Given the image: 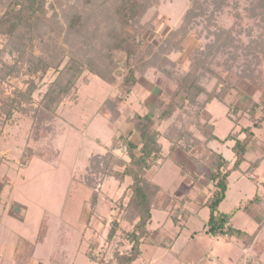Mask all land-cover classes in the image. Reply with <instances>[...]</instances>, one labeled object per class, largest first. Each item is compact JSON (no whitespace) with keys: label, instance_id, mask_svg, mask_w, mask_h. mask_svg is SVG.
<instances>
[{"label":"trees","instance_id":"16d2710c","mask_svg":"<svg viewBox=\"0 0 264 264\" xmlns=\"http://www.w3.org/2000/svg\"><path fill=\"white\" fill-rule=\"evenodd\" d=\"M150 1H79L69 14H62L66 27L64 29L59 22V11L56 10L55 4L48 3L47 0H0V38L7 42L0 49V119L4 116L3 120H10L15 114L28 118L32 121L31 129L35 139H48L49 143H52L59 133L56 113L62 99L71 93L75 106L80 86L78 82L88 86L89 76L97 77L112 88L118 86L123 93V97L109 96L102 103V115L111 124L120 117V107L125 98L146 74L152 73L161 79H167L173 87L157 117L132 113L128 118L133 132L139 137L138 143L118 137V142L105 154L90 156L84 170L71 178V183L79 185L89 193L86 201L90 209L89 217L96 209L99 185L105 178H112L119 185L130 180L117 200L118 212L110 221L107 234V240L110 242L116 235H120L130 248L125 253L115 249L110 264H132L141 254L140 246L148 235L151 212L158 207L157 201L161 195L160 187L148 178L147 172L165 160L159 142L162 138L170 143V153L179 149L186 154H190L198 146L206 148L212 141L233 142L232 165L220 153L208 150V157L196 160L197 176L206 178L213 185L204 203V207L210 212L206 234L211 237L248 239L243 232L230 225L229 216L219 213L218 207L225 198L229 175L240 170L253 137V128H258L264 122V116L255 118L258 106L254 103L247 111L252 121L251 126L242 127L238 134H229L224 139L214 135L215 127L208 123L206 108L213 101L224 102V96L220 94L225 93L226 88L218 93L207 92L200 82L207 69L205 58L210 57V54L197 51L191 56L189 66L182 73L175 70L176 63L169 59L170 54L181 50L180 43H173L172 46L163 40L157 44L144 43L145 26L141 25L140 20L149 8ZM254 1H250L246 11L251 12L250 15L253 14L254 17V12L259 10L260 14L256 16L264 18V0ZM204 2L194 4L195 8L187 11L185 20L192 18L196 12H207V0ZM211 2L214 7L212 9L217 11L229 5V0ZM186 28L181 26L173 35L182 39L188 34ZM215 34L217 40L221 41H216L213 47L231 48L234 39L229 31L218 30ZM70 37L76 38L75 42L78 43H69ZM254 47H258L257 42H251L244 48L243 56L246 60L250 55L253 58L247 61L246 68H249V72L242 78L256 93H261L263 89L260 81H264V77L262 70L258 68L261 63L259 54H263V48L253 50ZM119 54L123 56L122 68H119L116 60ZM5 55L15 56L13 62H3L1 57ZM51 71L56 74V78L48 85L45 95L36 105L31 96L38 84L28 78L34 77L39 82ZM116 71H121L119 78L116 77ZM20 78L28 83L27 88L14 89L13 97L5 95L3 85L9 80ZM200 96L205 97L204 100L199 101ZM229 106L230 115L238 112L236 107ZM190 109L193 110L192 113L189 112ZM176 112L178 116L181 113L183 117L188 118V122L180 128L173 124L165 133L161 132L157 128L158 125L172 118ZM235 122L236 125L239 124L238 120ZM195 132L202 139H199ZM241 135L243 137L239 138ZM119 148L124 150L123 157L114 154ZM57 155V152L50 149L43 152L29 150L22 162L25 165L34 156L44 161H52ZM257 199L258 197H254L251 202ZM122 223L130 227V230H125ZM43 228L44 224L40 228L39 236H42ZM88 255L91 257L90 253Z\"/></svg>","mask_w":264,"mask_h":264},{"label":"rangeland","instance_id":"374dc122","mask_svg":"<svg viewBox=\"0 0 264 264\" xmlns=\"http://www.w3.org/2000/svg\"><path fill=\"white\" fill-rule=\"evenodd\" d=\"M79 1L83 3L85 0H47L48 3L55 4L56 10L59 11V22L64 29L66 27L62 14H69ZM100 1L106 3L108 0ZM211 1L207 0L206 2L207 12L202 14L196 12L192 18L185 20L187 11L198 3H205L204 0H151L149 8L145 11L140 22L141 25L145 26L144 43L157 44L161 40L168 41L171 46L173 43H180L181 50L169 55V59L176 63L175 70L178 72L183 73L187 69L191 56L197 51H199L198 53L207 54L208 52L210 54V57L205 58L207 59L205 65L207 69L200 82L207 92L218 93L226 88V92L220 94L224 96L225 102L213 101L206 108L207 116L212 120L209 121L215 126L214 135L219 139H224L229 134H238L240 128L252 125L247 111L254 103L258 106L255 118L264 116V81H260L263 91L256 93L242 78L249 72V68H246L247 61L253 58L250 55L247 56L248 60H246L243 56L245 46L251 42L258 43V47H254L253 50H257L259 47L263 48V54H259L261 63L258 69L262 70L264 77V18L256 16L260 14L258 13L259 10L254 12V17L253 14L250 15L251 12L246 11L252 0H229L228 7L224 6L219 11L212 9L214 7ZM181 26L182 28L186 26L188 31V34L182 39L173 35L176 33L175 30ZM218 30L231 33V38L234 39L231 48L213 47L216 41H221L216 38L215 33ZM75 41L76 38L70 37L69 43H78ZM5 44H7L5 39L0 38V49ZM14 57L5 55L1 57V60L10 64ZM116 60L119 68H122L123 56L117 55ZM120 72H115L117 78L120 77ZM27 78L25 77V79ZM55 78L56 74L52 71L39 82L34 77L28 78L38 84V88L31 96L36 105L40 103L48 85ZM89 79L88 86H83L81 81L78 82L80 86L75 106H73L74 100L70 95L71 93L62 99V104L56 113L60 133L52 140V143H49L48 139H35V134L31 129L32 121L20 114H15L10 120H3L4 116H1L0 119V162L3 161L0 164V174L5 171L7 177L15 181L13 187L7 185L4 193L0 195V237L3 235L14 237V235L21 233L25 234L26 238H31L37 233L39 225L43 221L42 223L46 225L47 230L49 228L50 235L64 233L71 241L73 240L70 243L72 249L75 248V244L78 247L81 245L80 250L82 252L77 256V259L82 264H89L84 250H86L91 236L104 241L100 251L107 250L109 247L112 250H119L122 247L121 249L124 251V246L127 243L120 235H117L108 246L105 245L106 240L104 239L109 231V220H112L118 212L117 200L130 183V180H126L123 185H119L112 178H105L99 185L98 207L86 226L90 209L89 204H85V201H87L89 193L86 189L85 191L81 189L79 185L71 184V178L83 170L89 156L104 153L105 148L111 146L112 138L118 142L117 135L114 136L117 130L102 115L101 106L109 96L123 97L118 86L112 88L95 76H89ZM161 83V91L167 99L171 95L173 87L167 79H162ZM3 86L4 94L13 97L14 89L25 90L28 83L20 78L9 80ZM132 94L124 102L121 109L122 118L118 121V126H122V120L129 114V107H135L137 111L138 109L142 111L141 105L145 101L144 97L141 95L140 100H138ZM198 98L199 101H202L205 97L200 96ZM163 105L154 117L158 116L164 107ZM229 105H234L241 111L238 114L237 112L231 114L233 119L228 116ZM145 106L147 107V103ZM188 108L186 111L189 110ZM189 112L192 113L193 110L190 109ZM180 115L182 121L179 120ZM180 115L178 116L176 112L172 118L167 120V125L159 124L157 128L163 133L173 124L180 128L188 122V118L183 117L181 113ZM235 120L239 122L237 127H235ZM234 128L236 129L234 130ZM253 132L256 140L259 143H264V122L258 128H253ZM195 134L198 135L197 132ZM229 143L223 144L219 141H212L209 143V148L216 153H221L224 158L229 160L233 156L227 148ZM7 149L11 153L6 157L4 152ZM49 149L58 154L52 161H44L34 156L23 166L22 158L28 155L29 150L43 152ZM114 154L121 157L124 151L118 149L115 150ZM256 157V154L248 153L246 162L241 165L242 169L247 170L248 164L254 161ZM155 172L150 178L164 191V195L176 196V198L186 195L189 183L183 177L178 176L179 170L170 161H166L160 171L155 169ZM258 179L256 184L246 177L243 179L245 181L242 179L241 181L246 182L250 189L259 188L258 193L261 194L260 191L264 189L260 184L262 183L261 178ZM241 181L237 182L236 185H241ZM231 194L232 192H229L228 202H230ZM165 217L166 215L162 211H153L149 230L156 232ZM179 224L181 221L175 223L171 221L165 226V229L168 233L174 231L180 234ZM59 225L60 229L58 230ZM196 225H198L197 221L192 219L189 226L195 227ZM122 226L125 230H130V227L125 223H122ZM85 227L86 231L83 230ZM187 230L189 229L184 228L180 235L181 239ZM46 234H48L47 231ZM82 235H84L83 238ZM189 248L186 247L185 253L191 254L193 249ZM158 252L160 251L158 250ZM182 260L184 257L183 259L181 257ZM204 260H202V264H205L204 262L208 264V260ZM259 261L264 264V256L260 257ZM255 262L256 259L254 258L252 264ZM238 264H243L242 258Z\"/></svg>","mask_w":264,"mask_h":264},{"label":"crops","instance_id":"0c3cea01","mask_svg":"<svg viewBox=\"0 0 264 264\" xmlns=\"http://www.w3.org/2000/svg\"><path fill=\"white\" fill-rule=\"evenodd\" d=\"M161 81L162 79L160 77L152 73H148L139 79L133 89L134 92L132 91L133 94H131L138 100H140L141 95L144 97L145 101L141 105L142 111L138 109V112L135 107H129V114H127L122 120V126H118V121L122 118L121 109L125 101L122 103L120 107V117L114 124L109 123L117 130L114 135H117V139L118 137H122L130 139L134 143L139 142V137L133 132L132 124L129 123L128 118L132 113L139 115L148 114L149 116L154 117L160 107L164 104L165 100L164 94L161 91ZM131 94L129 96H131ZM146 103L147 107L145 106ZM237 111V114L241 112L238 108ZM228 116L231 118L229 111ZM208 118L211 120L209 116ZM166 122L161 123V125H167ZM208 123L213 125L210 121ZM235 127H237V125ZM235 129L236 128H234V130ZM57 130L60 133L58 125ZM254 135L251 138L243 163L246 162V155L250 152L256 154L257 157L254 161H251L248 164L249 166L247 170H243L240 166L239 171L232 172L229 175L225 198L218 207L219 213L229 216L230 225L234 229L243 232L248 239H238L236 237L228 236L211 237L206 234V223L209 219L210 212L206 207H204V203L209 197L213 185L206 178L197 176L196 160L209 156L208 150L212 151V149L209 148V143L206 148L201 146L194 148L190 154H186L179 149H175L172 153H170V143L162 138L159 142L162 147L165 160L163 162H159L155 167L151 168L147 172L148 178L151 180L150 176L157 172H155V169L160 171V168L165 165V162L170 161L171 164L175 165L179 170L178 176L186 179L189 186L187 187L186 195L180 198H176V196L164 195V191L160 188L161 195L157 201L158 207L152 210V212L160 210L166 215V217L163 220L162 225L160 226L159 224V229H156V232L149 230L151 225L150 223L148 226V235L140 246L141 254L132 264H202L203 259H205L204 261L208 260V264H238L241 261V258H243L244 251H247L252 259H256L255 264H261L259 259L264 256V190L260 191L261 194H259V188L256 187L250 189L246 185V182H243L245 181L243 180L244 177H246L256 184V182L259 181L258 178H261L262 183L260 184L264 189V143H259ZM197 137L202 139L198 135ZM242 137L243 135L239 136V138ZM115 140L116 139L112 138V143L109 148L116 143ZM232 145L233 142H230L227 147L230 151ZM109 148L106 147L104 153L99 155L105 154L106 150ZM119 150H123V148H119ZM4 153L7 157L11 151L7 149ZM122 155L124 156V154ZM224 159L227 160L226 158ZM227 161L230 165H232L234 156ZM2 162H0V164ZM261 173H263V175H261ZM194 175L197 177H194ZM241 179L243 181H241ZM240 181L241 185H236L237 182ZM14 183L15 181L9 179L6 172L2 171L0 174V195L4 193L7 185L13 187ZM229 192H232L230 202H228ZM254 197H258L257 201L251 202ZM85 204H87L86 201ZM98 204L99 201L96 208L98 207ZM12 216H14L13 213ZM91 217L92 215L86 221V226ZM192 219L198 223L195 227L189 226ZM171 221L172 223L181 221V224H179L181 228L180 234L174 231L168 233L165 229V226H167ZM42 222L39 225L37 233L31 238H26V235L24 234V236L21 233L14 235V237H8L7 235L1 236L0 264H82V262L77 259V256L80 252H82L80 250L81 245L78 247V245L75 244V248L72 249L70 247V243L73 240L71 241V239L64 233L50 235L49 228L47 230L46 225H44V232L42 236H39L40 228L44 224H42ZM184 228H188L189 230H187V233L181 239L180 235ZM59 229L60 225L58 230ZM83 230L86 231V227ZM46 231L48 234H46ZM83 237L84 235H82V238ZM104 240H106L105 245L108 246L110 241L107 240V236H105ZM88 242L89 243L86 246V250H84V254L88 259L89 264H110V261L113 260L114 249L112 250L110 249L111 247H109L107 250L103 249V251H100L104 241L92 238V236ZM187 246L188 248L190 247L189 249H193L191 254L188 252L185 253L184 250ZM121 248L122 247L119 248V252L125 253L130 246L125 244L124 251H122ZM158 250L160 252H158ZM88 253H90L91 257H89ZM181 257L182 259L184 257V260L181 261ZM204 263L207 264V262Z\"/></svg>","mask_w":264,"mask_h":264},{"label":"built area","instance_id":"2783aa9c","mask_svg":"<svg viewBox=\"0 0 264 264\" xmlns=\"http://www.w3.org/2000/svg\"><path fill=\"white\" fill-rule=\"evenodd\" d=\"M242 259H243V264H252L253 262L252 257L245 251H244Z\"/></svg>","mask_w":264,"mask_h":264}]
</instances>
